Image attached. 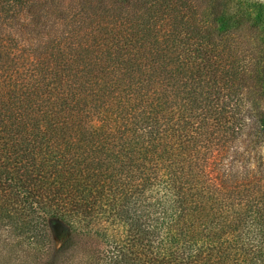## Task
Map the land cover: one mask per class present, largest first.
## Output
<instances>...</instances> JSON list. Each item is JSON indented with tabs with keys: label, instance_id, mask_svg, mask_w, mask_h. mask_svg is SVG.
Listing matches in <instances>:
<instances>
[{
	"label": "trees",
	"instance_id": "trees-1",
	"mask_svg": "<svg viewBox=\"0 0 264 264\" xmlns=\"http://www.w3.org/2000/svg\"><path fill=\"white\" fill-rule=\"evenodd\" d=\"M0 264H264V0H0Z\"/></svg>",
	"mask_w": 264,
	"mask_h": 264
},
{
	"label": "rangeland",
	"instance_id": "rangeland-1",
	"mask_svg": "<svg viewBox=\"0 0 264 264\" xmlns=\"http://www.w3.org/2000/svg\"><path fill=\"white\" fill-rule=\"evenodd\" d=\"M48 227L54 251H57L59 247L65 242V240L69 237L73 242L81 241L84 247L99 249L102 246L101 243L95 239L87 240L84 238H77L78 236H70V230H68V228L62 222L56 219H49Z\"/></svg>",
	"mask_w": 264,
	"mask_h": 264
}]
</instances>
